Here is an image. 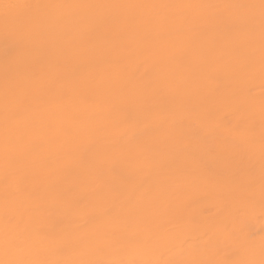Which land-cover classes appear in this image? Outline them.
<instances>
[{
  "label": "rangeland",
  "instance_id": "obj_1",
  "mask_svg": "<svg viewBox=\"0 0 264 264\" xmlns=\"http://www.w3.org/2000/svg\"><path fill=\"white\" fill-rule=\"evenodd\" d=\"M3 2L77 6L13 10L12 25L16 27L13 26L16 29V37L9 39L7 43L3 27V9L0 8V51H2L0 52V114H2L0 115L2 137L0 225L3 223L5 208V183L2 178L5 174L2 161L5 149L4 83L6 74L12 73L10 76L17 78L20 83V100L24 116L21 121L9 123L12 133H9L10 143L20 152L24 151L23 145L26 139L31 138L34 144L33 150L22 155L16 164L17 174L21 177L24 186V193L19 199L25 206L38 205L36 219L42 223H59L64 237L60 242L62 252L50 250L40 256L31 255L24 258L121 260L136 261L137 264H146L149 261H160L163 264L169 260L222 259L225 258L224 252L231 253L233 247L231 231L225 230L228 228L250 233L253 236L254 258L258 260L259 240L264 234V215L260 210L258 185L261 175V152H258L262 101H264V79L260 71V11L258 7L223 6L259 5L260 0H3ZM166 5L221 7H161ZM249 16L254 17L252 26L246 21ZM16 40H23L24 55L15 62L1 61L6 60V50ZM250 60L253 62L252 67ZM250 85L251 93L248 90ZM178 96L194 98V102H180ZM109 106L117 107L121 114L128 110L135 111L139 121L138 126L128 124L113 127L116 121L111 118L112 123L109 127L101 128V119ZM248 120L254 121L255 125L251 140H245L235 132L238 125ZM68 125L82 126L89 133L82 134V138L80 135L76 146L75 142L61 149L57 138ZM121 131H126L129 137V143L123 148L128 157H135L140 151V146L146 145L145 155L149 158L155 156L156 165L153 162L148 166H134L129 161H124L119 177L110 174L107 168L103 174H97L76 158L81 154L86 160L94 158L108 147L109 137ZM90 138L95 139L94 143L90 142ZM217 138L219 141L216 140ZM176 149L180 150V157H183L184 173L176 171L175 165L159 160L163 153L167 156L168 153L177 151ZM203 156L206 157L202 158ZM234 158H237V163ZM68 159L73 160L71 164L73 168L68 167L73 172L61 166L62 162ZM232 160L233 162H229ZM240 160L245 165H242ZM194 161L197 163L194 164ZM218 161L220 167L226 170L223 171L224 173L217 165ZM162 168L168 170L162 172ZM195 170H197L196 174H194ZM162 174L165 176L163 177ZM250 174L254 176L257 188L255 205L252 207L241 195L242 187ZM220 178L227 181V184ZM164 180L169 181L166 184ZM66 183L69 185L66 186ZM53 186L55 189L59 188L55 190ZM127 189L137 190L140 200L138 214L132 216L125 214L120 217H103L99 214V206L102 203L114 202L123 192L128 191ZM65 191H67L66 195ZM68 192L71 194H67ZM149 193L153 195L149 196ZM182 201L185 204H182ZM188 202L192 205L190 206ZM70 208L71 210H68ZM175 212L177 215L174 214ZM260 216L261 218H258ZM49 217L51 222L48 220ZM219 249H223L224 252L218 251ZM235 256L232 255L231 258H238Z\"/></svg>",
  "mask_w": 264,
  "mask_h": 264
},
{
  "label": "snow or ice",
  "instance_id": "obj_2",
  "mask_svg": "<svg viewBox=\"0 0 264 264\" xmlns=\"http://www.w3.org/2000/svg\"><path fill=\"white\" fill-rule=\"evenodd\" d=\"M47 7H77V6H56V5H39V4H16L8 3L0 0V8L3 9V20L5 28L6 43L9 39H15L16 31L12 25L13 17L11 15L16 9H40ZM129 7H146V6H129ZM154 7V6H153ZM161 7H221V6H193V5H166ZM223 7L238 8H259L260 11V71L262 79H264V0H260L259 5H226ZM29 19H32L29 17ZM249 26L254 24V17H247ZM24 55L23 40L16 42L6 50V63L15 62ZM253 62L250 60V67ZM249 93L252 91L249 86ZM180 102L193 103L194 98L186 96H178ZM24 116L22 102L20 100V83L17 78L6 74L5 80V149H4V183H5V208L3 223L0 225V264H137L136 261L121 260H95V259H79L66 260L56 259L49 260L43 258H24L26 256H40L47 251L62 252L60 242L63 240V229L55 222L42 223L36 219L38 205L25 206L23 201L19 199L24 193V186L21 177L17 174L16 164L22 155L30 153L34 144L31 138L24 141V151H17L10 143L9 123L12 121H21ZM114 118L116 124L112 125H128L138 126L139 121L135 111L128 110L121 114L120 110L115 106H109L104 117L101 119L100 127L107 129ZM254 121L248 120L235 129L237 136L251 140ZM86 128L70 126L64 128L58 139L61 148L75 143L82 134H87ZM147 132V129H145ZM135 138V137H134ZM158 139V138H157ZM172 139V138H169ZM109 145L105 151L97 154L94 158L86 160L83 154L76 157L81 163L86 164L93 172L103 174L105 169L112 175H118L121 165L124 161H129L136 166H148L156 160L145 155L147 151L146 145L140 146V151L135 157H128L123 148L129 143V137L126 131L113 133L109 137ZM90 142H94L90 138ZM260 152H261V175L259 179V204L261 214L264 215V101H262V119L260 134ZM160 161H166L169 165H175L176 171L183 172V161L180 157L179 150L170 152L167 156L163 154L159 157ZM73 160L68 159L62 162V167L71 166ZM241 195L247 200L250 207L255 205L256 197V180L251 174L243 187ZM140 211L138 204V194L136 189L125 191L114 202L109 204H101L99 206V214L103 217H120L122 215H136ZM233 242L232 252H224L223 249L218 251L224 252L225 258L222 259H187V260H169L163 264H264V234L259 240V256L255 259V240L250 233L243 231L230 230ZM236 255L238 258H231ZM146 264H162L160 261H149Z\"/></svg>",
  "mask_w": 264,
  "mask_h": 264
},
{
  "label": "bare ground",
  "instance_id": "obj_3",
  "mask_svg": "<svg viewBox=\"0 0 264 264\" xmlns=\"http://www.w3.org/2000/svg\"><path fill=\"white\" fill-rule=\"evenodd\" d=\"M28 2H29V1H28ZM249 17H250V16H249ZM22 19H23V17H22ZM70 19H71V18H70ZM18 21H19V20H18ZM58 21H59V20H58ZM64 21H65V20H64ZM66 21H67V20H66ZM15 22H16V21H15ZM15 22H14V23H15ZM33 22H34V21H33ZM3 23H4V22H3ZM3 23H2V24H3ZM57 23H58V22H57ZM31 24H32V23H31ZM31 24H29V25H31ZM53 24H54V23H53ZM37 25H38V24H37ZM55 25L57 26L58 24H55ZM13 26H14V25H13ZM34 26H35V25H34ZM34 26H32V27H34ZM3 27H4V26H3ZM3 27H2V28H3ZM14 27H15V26H14ZM15 28H16V27H15ZM53 28H54V27H53ZM28 29H29V28H28ZM66 29H67V27H66ZM93 29H94V28H93ZM15 30H16V29H15ZM30 30H31V29H30ZM0 31H1V30H0ZM23 31H24V30H23ZM26 31H27V30H26ZM54 31H55V30H54ZM56 31H57V30H56ZM59 31H60V30H59ZM27 32H28V31H27ZM27 32H26V33H27ZM64 32H65V30H64ZM72 32H73V31H72ZM28 34H29V33H28ZM56 34H57V32H56ZM67 34H68V33H67ZM71 34H72V33H71ZM51 35H52V34H51ZM63 35H66V34H63ZM69 35H70V34H69ZM74 35H75V34H74ZM34 36H35V35H34ZM70 36H71V35H70ZM27 37H28V36H27ZM44 37H45V36H44ZM73 37H74V36H73ZM18 38H19V37H18ZM36 38H37V36H36ZM42 38H43V37H42ZM29 39H30V38H29ZM47 39H48V38H47ZM56 39H57V38H56ZM56 39H55V40H56ZM3 40H4V39H3ZM3 40H2V41H3ZM5 40H6V39H5ZM53 40H54V39H53ZM13 41H14V40H13ZM69 41H70V40H69ZM73 41H74V39H73ZM49 42H50V41H49ZM66 42H67V41H66ZM63 43H64V41H63ZM47 44H48V43H47ZM53 44H54V43H53ZM57 44H58V43H57ZM64 44H65V43H64ZM8 45H9V44H8ZM48 45H49V44H48ZM51 46H52V44H51ZM67 46H68V44H67ZM10 47H11V46H10ZM2 48H3V47H2ZM34 48H35V47H34ZM47 48H48V47H47ZM40 49H41V48H40ZM48 49H49V48H48ZM51 49H52V48H51ZM59 49H60V48H59ZM46 50H47V49H46ZM4 51H5V50H4ZM32 51H33V50H32ZM34 51H35V50H34ZM53 51H55V50H53ZM0 52H2V51H0ZM26 52H27V51H26ZM30 52H31V51H30ZM30 52H29V53H30ZM36 52H37V51H36ZM51 52H52V50H51ZM33 53H34V52H33ZM35 54H36V53H35ZM1 55H2V54H1ZM30 55H32V54H30ZM46 56H47V55H46ZM41 58H42V57H41ZM43 58H44V56H43ZM36 59H37V58H36ZM45 59H46V58H45ZM27 60H28V59H27ZM37 60H39V58H38ZM37 60H36V61H37ZM49 60H50V59H49ZM1 61H6V60H1ZM17 61H18V60H17ZM45 61H46V60H45ZM30 62H31V61H30ZM41 62H42V61H41ZM46 63H47V62H46ZM49 63H50V62H49ZM2 64H3V63H2ZM21 64H22V63H21ZM26 64H27V63H26ZM31 64H32V63H31ZM37 64H38V63H37ZM37 64H36V65H37ZM3 65H4V64H3ZM32 65H33V64H32ZM43 65H44V64H43ZM45 65H46V64H45ZM28 66H29V65H28ZM30 66H31V65H30ZM30 66H29V67H30ZM37 66H38V65H37ZM1 67H2V66H1ZM4 67L6 68V66H4ZM10 67H11V66H10ZM21 67H22V66H21ZM29 67H28V68H29ZM39 67H41V66L39 65ZM44 67H45V66H44ZM13 68H14V67H13ZM33 68H34V67H33ZM33 68H32V70H33ZM9 69H11V68H9ZM18 69L20 70V68H18ZM29 70H31V68H30ZM34 70H35V69H34ZM7 71H8V70H7ZM14 71H15V70H14ZM1 73H2V72H1ZM7 73H8V72H7ZM18 73H19V72H18ZM8 74H9V73H8ZM24 74H25V73H24ZM9 75H12V73L9 74ZM13 75H14V74H13ZM4 76H5V75H4ZM19 77H20V76H19ZM1 78H2V76H1ZM4 78H5V77H4ZM0 81H1V80H0ZM4 84H5V83H4ZM49 88H51V87H49ZM56 88H57V87H56ZM66 88H68V87H66ZM26 89H27V88H26ZM47 89H48V88H47ZM47 89H46V90H47ZM46 90H45V91H46ZM53 90H55V89H53ZM22 91H23V90H22ZM22 91H21V92H22ZM51 91H52V90H51ZM57 91H58V90H57ZM29 94H30V93H29ZM80 97H81V96H80ZM83 97H84V96H83ZM44 98H45V97H44ZM73 100H74V99H73ZM40 102H42V100H41ZM52 103H53V102H52ZM27 105H28V104H27ZM28 106H29V105H28ZM44 106H45V105H44ZM26 107H27V106H26ZM30 107H31V106H30ZM2 112H3V111H2ZM0 115H2V114H0ZM196 116H197V115H196ZM230 116H231V115H230ZM232 116H233V115H232ZM3 117H5V116H3ZM226 117H227V116H226ZM0 118H1V116H0ZM228 118H230V117H228ZM236 118H237V117H236ZM236 118H235V121H237ZM237 119H238V118H237ZM3 120H5V119H3ZM188 120H189V119H188ZM230 120H232V119H230ZM1 122H2V121H1ZM191 122H192V121H191ZM222 122H223V121H222ZM224 123H225V122H224ZM224 123H223V124H224ZM230 123H231V122H230ZM12 124H13V123H12ZM14 124H15V123H14ZM16 124H17V123H16ZM160 124H161V123H160ZM228 124H229V123H228ZM156 125H157V124H156ZM158 125H159V124H158ZM163 125H165V124H163ZM224 125H225V124H224ZM224 125H222V126H224ZM232 125H233V124H232ZM232 125H230V126L232 127ZM11 126H12V125H11ZM20 126H21V125H20ZM79 126H80V125H79ZM86 126H87V125H86ZM16 127H17V126H16ZM58 127H59V126H58ZM67 127H69V125H68ZM80 127H82V126H80ZM149 127H150V126H149ZM174 127H176V126H174ZM206 127H207V126H206ZM220 127H221V124H220ZM224 127H225V126H224ZM1 128H2V127H1ZM19 128H21V127H19ZM64 128H65V127H64ZM64 128H63V129H64ZM82 128H84V127H82ZM87 128H88V127H87ZM90 128H91V127H90ZM146 128H148V127H146ZM201 128H202V127H201ZM15 129H16V128H15ZM15 129H14V130H15ZM28 129H29V128H28ZM54 129H56V128H54ZM215 129H216V128H215ZM222 129H223V127H222ZM12 130H13V129H12ZM19 130H20V129H19ZM21 130H22V129H21ZM56 130H58V129H56ZM177 130H178V129H177ZM181 130H182V129H180V131H181ZM202 130H203V129H202ZM219 130H220V129H219ZM22 131H23V130H22ZM31 131H32V130H31ZM33 131H34V130H33ZM230 131H231V130H230ZM20 132H21V131H20ZM127 132H128V130H127ZM176 132H177V131H176ZM205 132H206V131H205ZM219 132H220V131H219ZM18 133H19V132H18ZM22 133H23V132H22ZM34 133H35V132H34ZM34 133H33V134H34ZM39 133H40V132H39ZM87 133H89V132H87ZM134 133H135V132H134ZM137 133H138V131H137ZM198 133H199V132H198ZM222 133H223V130H222ZM225 133H226V132H225ZM10 134H12V133L10 132ZM14 134H15V133H14ZM14 134H13V135H14ZM25 134H27V133H25ZM178 134H179V133H178ZM178 134H177V135H178ZM196 134H197V133H196ZM217 134H218V133H217ZM219 134H221V132H220ZM227 134H228V133H227ZM229 134H230V133H229ZM4 135H5V134H4ZM4 135H3V136H4ZM17 135H18V134H17ZM19 135H20V134H19ZM21 135H22V134H21ZM21 135H20V136H21ZM47 135L49 136V134H47ZM89 135H90V134H89ZM132 135H133V134H132ZM158 135H159V134H158ZM221 135H222V134H221ZM224 135H225V134H224ZM23 136H24V135H23ZM54 136H56V135H54ZM58 136H59V135H58ZM82 136H83V135H81V138H82ZM94 136H95V135H94ZM133 136H134V135H133ZM179 136H181V134H180ZM0 137H1V136H0ZM4 137H5V136H4ZM45 137H46V136H45ZM52 137H53V136H52ZM52 137H51V138H52ZM84 137H85V135H84ZM88 137H89V136H88ZM216 137H217V136H216ZM219 137H220V136H219ZM229 137H230V136H229ZM231 137H232V136H231ZM16 138H17V136H16ZM26 138H27V137H26ZM35 138H36V137H35ZM53 138H54V137H53ZM55 138H56V137H55ZM94 138H95V137H94ZM227 138H228V137H227ZM24 139H25V138H24ZM100 139H101V138H100ZM213 139H214V138H213ZM228 139H231V138H228ZM234 139H235V138H234ZM0 140H2V137H1ZM44 140H45V139H44ZM47 140H48V139H47ZM56 140H57V139H56ZM94 140H95V139H94ZM94 140H93V141H94ZM173 140H175V139H173ZM193 140H194V137H193ZM216 140H218V138H217ZM223 140H224V139H223ZM225 140H226V139H225ZM231 140H232V139H231ZM231 140H229V141H231ZM41 141H42V140H41ZM41 141H40V142H41ZM51 141H52V140H51ZM78 141H79V140H78ZM178 141H179V140H178ZM180 141H182V140H180ZM218 141H219V140H218ZM218 141H217V142H218ZM232 141H233V140H232ZM234 141H236V139H235ZM22 142H23V141H22ZM40 142H39V143H40ZM43 142H44V141H43ZM48 142H49V141H48ZM52 142H53V141H52ZM57 142H58V140H57ZM83 142H84V141H83ZM86 142H87V141H86ZM172 142H173V141H172ZM174 142H175V141H174ZM1 143H2V142H1ZM54 143H55V142H54ZM79 143H80V142H79ZM93 143H94V142H93ZM178 143H179V142H178ZM181 143H183V142H181ZM194 143H195V141H194ZM218 143H219V142H218ZM234 143H235V142H234ZM236 143H237V142H236ZM241 143H242V142H241ZM41 144H42V143H41ZM76 144H77V142L75 143V146H76ZM90 144H92V143H90ZM183 144H184V143H183ZM187 144H188V143H187ZM238 144H239V143H238ZM257 144H258V143H257ZM0 145H1V144H0ZM36 145H37V144H36ZM48 145H49V144H48ZM78 145H79V144H78ZM85 145H86V144H85ZM87 145H88V144H87ZM184 145H185V144H184ZM253 145H254V144H253ZM255 145H256V144H255ZM12 146H13V145H12ZM20 146H21V145H20ZM49 146H52V145L50 144ZM54 146H55V145H54ZM91 146H92V145H91ZM175 146H176V145H175ZM175 146H174V147H175ZM193 146H194V145H193ZM223 146H224V145H223ZM238 146H239V145H238ZM241 146H242V145H241ZM243 146H244V145H243ZM71 147H72V146H71ZM78 147H79V146H78ZM78 147H77V148H78ZM80 147H81V146H80ZM251 147H253V146L251 145ZM4 148H5V147H4ZM37 148H38V147H37ZM37 148H36V149H37ZM41 148H42V147H41ZM68 148H69V147H67V149H68ZM73 148H74V147H73ZM75 148H76V147H75ZM176 148H177V147H176ZM221 148H222V147H221ZM57 149H58V148H57ZM61 149H62V148H61ZM84 149H85V148H84ZM86 149H87V148H86ZM212 149H214V148H212ZM225 149H226V147H225ZM238 149H239V148H238ZM241 149H242V148H241ZM124 150H125V149H124ZM132 150H133V149H132ZM166 150H167V149H166ZM170 150H171V148H170ZM176 150H178V149H176ZM182 150H183V149H182ZM218 150H220V148H219ZM242 150H243V149H242ZM34 151H35V150H34ZM58 151H59V150H58ZM60 151H61V150H60ZM67 151H68V150H67ZM69 151H70V150H69ZM171 151H172V150H171ZM174 151H175V150H174ZM237 151H238V150H237ZM248 151H249V150H248ZM248 151H247V153H248ZM250 151H251V149H250ZM252 151H253V150H252ZM47 152H48V151H47ZM168 152H169V150H168ZM179 152H180V150H179ZM182 152H183V151H182ZM218 152H220V151H218ZM225 152H226V151H225ZM227 152H228V151H227ZM235 152H236V151H235ZM235 152H233V153H235ZM240 152H241V151H240ZM34 153H35V152H34ZM40 153H41V152H40ZM58 153H59V152H58ZM63 153H64V152H63ZM82 153H83V152H82ZM148 153H149V152H148ZM162 153H163V152H162ZM242 153H243V152H242ZM250 153H251V152H250ZM258 153H260V151H259ZM37 154H39V153H37ZM37 154H36V155H37ZM50 154H51V153H50ZM152 154H153V153H151V156H152ZM163 154H164V153H163ZM213 154H214V153L212 152V155H213ZM222 154H224V153H222ZM229 154H230V153H229ZM235 154H237V153H235ZM238 154H240V153H238ZM256 154H257V153H256ZM36 155H35V156H36ZM46 155H47V154H46ZM65 155H66V154H65ZM75 155H76V154H75ZM186 155H187V154H186ZM190 155H191V154H190ZM207 155H208V154H207ZM207 155H206V156H207ZM230 155H231V154H230ZM232 155H234V154H232ZM251 155H252V154H251ZM38 156H39V155H38ZM54 156H55V155H54ZM181 156H182V154H181ZM183 156H184V155H183ZM187 156H188V155H187ZM206 156H203L202 158H204V157H206ZM213 156H214V155H213ZM213 156H212V157H213ZM221 156H222V155H221ZM228 156H229V155H228ZM244 156H245V155H244ZM248 156H249V155H248ZM254 156H255V155H254ZM39 157H40V156H39ZM57 157H58V156H57ZM3 158H4V157H3ZM3 158H2V159H3ZM36 158H37V157H36ZM48 158H49V157H48ZM50 158H52V156H51ZM63 158H64V157H63ZM182 158H183V157H182ZM182 158H181V159H182ZM185 158H189V157H186V156H185ZM194 158H196V157H193V159H194ZM230 158H231V156H230ZM243 158H244V157H243ZM2 159H1V160H2ZM27 159H28V157H27ZM73 159H74V158H73ZM189 159H190V158H189ZM189 159H188V160H189ZM231 159H233V158H231ZM231 159H230V160H231ZM234 159H235V158H234ZM236 159H237V158H236ZM236 159H235V160H236ZM45 160H46V159H45ZM183 160H184V159H183ZM186 160H187V159H186ZM186 160H184V161H186ZM2 161H3V160H2ZM26 161H27V160H26ZM39 161H40V160H39ZM198 161H199V160H198ZM211 161H212V160H211ZM225 161H226V159H225ZM240 161H241V160H240ZM240 161H239V162H240ZM32 162H35V161H32ZM37 162H38V161H37ZM41 162H42V161H41ZM157 162H158V161H157ZM189 162H190V161H189ZM194 162H195V161H194ZM200 162H201V161H200ZM208 162H210V161H208ZM214 162H215V161H214ZM223 162H224V161H223ZM223 162H222V164H223ZM226 162H227V161H226ZM229 162H233V160H232V161H229ZM234 162H235V161H234ZM49 163H50V162H49ZM55 163H56V162H55ZM160 163H161V162H160ZM163 163H164V162H163ZM166 163H167V162H166ZM187 163H188V162H187ZM196 163H197V162H195L194 164H196ZM235 163H237V160H236ZM252 163L254 164V162H252ZM32 164H33V163H32ZM35 164H36V163H35ZM42 164H43V163H42ZM154 164H155V162H154ZM158 164H159V162H158ZM188 164H189V163H188ZM191 164H193V163H191ZM194 164H193V165H194ZM210 164H211V163H210ZM213 164H214V163H212V165H213ZM228 164L231 165V163H228ZM241 164H242V161H241ZM255 164H256V163H255ZM257 164H258V163H257ZM257 164H256V165H257ZM27 165H28V164H27ZM58 165H59V164H58ZM131 165H132V164H131ZM155 165H156V164H155ZM161 165H162V163H161ZM215 165H216V164H215ZM217 165H219V161H218V164H217ZM224 165H225V164H224ZM224 165H223V166H224ZM232 165H233V164H232ZM236 165H237V164H236ZM236 165H235V166H236ZM242 165H245V164H242ZM1 166H2V165H1ZM1 166H0V167H1ZM21 166H22V165H21ZM25 166H26V165H25ZM38 166H40V165H38ZM47 166H48V165H47ZM134 166H136V165H134ZM164 166H165V165H164ZM183 166H184V165H183ZM189 166H190V165H189ZM194 166H195V165H194ZM227 166H228V165H227ZM233 166H234V165H233ZM247 166H248V165H247ZM253 166H254V165H253ZM19 167H20V166H19ZM33 167H35V166H33ZM36 167H37V166H36ZM53 167H54V166H53ZM71 167H72V165H71ZM150 167H151V166H150ZM161 167H162V166H161ZM169 167H170V166H169ZM172 167H174V166H172ZM192 167H193V166H192ZM217 167H218V166H217ZM219 167H220V165H219ZM219 167H218V169H219ZM224 167H225V166H224ZM251 167H252V166H251ZM3 168H4V167H3ZM39 168H41V167H39ZM42 168H43V167H42ZM42 168H41V169H42ZM48 168H50V167H48ZM56 168H58V167H56ZM56 168H55V169H56ZM72 168H73V167H72ZM131 168H132V167H131ZM137 168H138V167H137ZM142 168H143V167H142ZM155 168H156V167H155ZM157 168H158V166H157ZM159 168H160V167H159ZM175 168H176V167H175ZM186 168H187V167H186ZM196 168H198V167L196 166ZM207 168H209V167H207ZM212 168H213V167H212ZM212 168H211V169H212ZM220 168H221V167H220ZM226 168H227V167H226ZM236 168H237V167H236ZM248 168H249V167H248ZM253 168H254V167H253ZM26 169H27V168H26ZM44 169H45V168H44ZM44 169H42V170H44ZM61 169H63V168H61ZM67 169L69 170L68 167H67ZM150 169H152V167H151ZM172 169H173V168H172ZM189 169H190V168H189ZM191 169H192V168H191ZM194 169H195V168H194ZM194 169H193V170H194ZM204 169H205V168H204ZM211 169H209V170H211ZM221 169H223V168H221ZM221 169H220V170H221ZM229 169H230V168H229ZM240 169H241V167H240ZM63 170H64V169H63ZM70 170H71V169H70ZM70 170H69V171H70ZM163 170H164V168H162V172H163ZM165 170H168V168L165 169ZM165 170H164V171H165ZM170 170H171V169H170ZM193 170H191V171H193ZM205 170H206V169H205ZM207 170H208V169H207ZM212 170H213V169H212ZM216 170H217V169H216ZM224 170H225V169L221 170V172H223ZM230 170H231V169H230ZM238 170H239V169H238ZM250 170H251V169H249V171H250ZM28 171H29V170H28ZM36 171H37V170H36ZM38 171L40 172V170H38ZM71 171L73 172V170H71ZM105 171H106V169H105ZM105 171H104V172H105ZM151 171H152V170H151ZM189 171H190V170H189ZM189 171H188V172H189ZM191 171H190V172H191ZM196 171H197V170H195V173H194V174H196ZM217 171H218V170H217ZM225 171H226V170H225ZM236 171H237V170H236ZM249 171H248V172H249ZM20 172H21V171H20ZM22 172H23V171H22ZM39 172H38V173H39ZM45 172H46V171H45ZM74 172H75V171H74ZM160 172H161V171H160ZM167 172H168V171H167ZM167 172H166V173H167ZM169 172H170V171H169ZM173 172H175V171H173ZM201 172H202V171H201ZM207 172H208V171H207ZM213 172H214V171H213ZM213 172H212V173H213ZM221 172H220V173H221ZM230 172H231V171H230ZM234 172H235V171H234ZM241 172H242V170H241ZM243 172H244V171H243ZM245 172H246V171H245ZM25 173H26V172H25ZM46 173H47V172H46ZM58 173H59V172H58ZM64 173H66V171H65ZM92 173H93V172H92ZM156 173H157V172H156ZM171 173H172V172H171ZM182 173H184V172H182ZM223 173H224V172H223ZM3 174H4V173H3ZM67 174H68V173H67ZM69 174H71V173H69ZM90 174H91V173H90ZM108 174H109V173H108ZM153 174H154V173H153ZM168 174H169V173H168ZM168 174H167V175H168ZM176 174H177V173H176ZM209 174H210V173H209ZM246 174L248 175V173H246ZM246 174H245V175H246ZM0 175H2V174H0ZM30 175H31V174H30ZM32 175H33V174H32ZM38 175H40V174H38ZM151 175H152V173H151ZM151 175H150V176H151ZM157 175L159 176V174H157ZM218 175H220V174H218ZM228 175H230V174H228ZM41 176H42V175H41ZM44 176H45V175H44ZM51 176H52V175H51ZM54 176H55V175H54ZM116 176H119V175H116ZM146 176H147V175H146ZM146 176H145V177H146ZM162 176L164 177L165 174H162ZM162 176H161V177H162ZM170 176H171V175H170ZM230 176H231V175H230ZM239 176H240V175H239ZM60 177H62V176L60 175ZM119 177H120V176H119ZM142 177H143V176H142ZM153 177H155V176H153ZM156 177H157V176H156ZM156 177H155V178H156ZM173 177H174V176H173ZM173 177H171V178H173ZM214 177H215V175L213 176V178H214ZM217 177H218V176H217ZM219 177H220V176H219ZM241 177H242V175H241ZM2 178H4V177H2ZM49 178H50V177H49ZM49 178H48V179H49ZM55 178H56V177H55ZM58 178H59V177H58ZM64 178H65V177H64ZM68 178H70V177L68 176ZM125 178H126V177H125ZM130 178H132V176H131ZM158 178H159V177H158ZM179 178H180V177H179ZM183 178H184V177H183ZM221 178H222V177H221ZM221 178H220V179H221ZM236 178H237V177H236ZM244 178H245V177H244ZM39 179H41V178H39ZM42 179H43V178H42ZM52 179H54V178H52ZM56 179H57V178H56ZM60 179H61V178H60ZM66 179H67V178H66ZM80 179H82V178H80ZM109 179H110V178H109ZM117 179H118V177H117ZM119 179H120V178H119ZM128 179H129V178H128ZM135 179H136V178H135ZM175 179H176V178H175ZM229 179H230V178H229ZM64 180H65V179H64ZM67 180H68V179H67ZM69 180H70V179H69ZM85 180H86V179H85ZM97 180H98V179L96 178V181H97ZM105 180H106V179H105ZM129 180H130V179H129ZM141 180H142V179H141ZM144 180H145V179H144ZM156 180H157V179H156ZM169 180H170V179H169ZM169 180H168V181H169ZM214 180H215V179H214ZM221 180H222V179H221ZM81 181H82V180H81ZM91 181H92V179H91ZM94 181H95V180H94ZM100 181H101V180H100ZM123 181H124V179H123ZM125 181H126V179H125ZM130 181H131V180H130ZM148 181H149V180H148ZM164 181H165V180H164ZM164 181L162 182V184L164 183ZM168 181H167V182H168ZM222 181H224L225 183L227 182V181H225V180H222ZM222 181H221V182H222ZM35 182H37V181H35ZM44 182H45V181H44ZM53 182H55V181H53ZM59 182H60V181H59ZM73 182H74V181H73ZM114 182H115V181H114ZM118 182H119V180H118ZM146 182H147V181H146ZM165 182H166V181H165ZM167 182H166V184H167ZM177 182H178V181H177ZM189 182H190V181H189ZM213 182H214V181H213ZM215 182H216V181H215ZM229 182H230V181H229ZM231 182H232V181H231ZM57 183H58V182H57ZM63 183H64V182H63ZM67 183H68V182H67ZM67 183H66V184H67ZM74 183H75V182H74ZM74 183H73V184H74ZM81 183H82V182H81ZM83 183H84V182H83ZM86 183H87V181H86ZM86 183H85V184H86ZM109 183H111V181H110ZM154 183H155V182H154ZM170 183H172V182H170ZM173 183L175 184L176 182L174 181ZM225 183H223V185H224ZM0 184H1V183H0ZM30 184H31V183H30ZM30 184H29V185H30ZM58 184H59V183H58ZM79 184H80V183H79ZM100 184H101V183H100ZM100 184H98V185H100ZM122 184H123V182H122ZM125 184H126V183H125ZM139 184H140V183H139ZM151 184H152V183H151ZM155 184H156V183H155ZM162 184H160V186H161ZM174 184L171 185V186L173 187ZM226 184H227V183H226ZM226 184H225V185H226ZM231 184H232V183H231ZM242 184H243V183H242ZM2 185H3V184H2ZM35 185H36V184H35ZM52 185H53V184H52ZM63 185H64V184H62V186H63ZM68 185H69V184H67L66 186H68ZM75 185H76V184H75ZM75 185H73V186L75 187ZM82 185H83V184H82ZM119 185H120V184H119ZM137 185H138V184H137ZM157 185H158V184H157ZM258 185H259V184H258ZM37 186H38V185H37ZM49 186H50V185H49ZM55 186H56V185H55ZM55 186H53L54 189H55ZM57 186H58V185H57ZM107 186H108V183H107ZM125 186H126V185H125ZM146 186H147V185H146ZM154 186H155V185H154ZM165 186H166V185H165ZM238 186H239V185H238ZM50 187H52V186H50ZM64 187H65V186H64ZM70 187H71V186H70ZM78 187H79V186H78ZM82 187H83V186H82ZM95 187H96V186H95ZM115 187H116V185H115ZM115 187H114V188H115ZM123 187H124V186H123ZM137 187H138V186H137ZM151 187H152V186H151ZM157 187H159V186H157ZM162 187H163V185H162ZM169 187H170V186H169ZM193 187H194V186H193ZM228 187H229V186H228ZM243 187H244V186H243ZM243 187H242V188H243ZM36 188H37V187H36ZM57 188H59V187H57ZM57 188H56V189H57ZM72 188H73V187H72ZM101 188H104V187H101ZM101 188H100V189H101ZM107 188H108V187H107ZM132 188H133V187H132ZM138 188H139V187H138ZM159 188H160V187H159ZM163 188H165V187H163ZM163 188H162V189H163ZM166 188H167V186H166ZM206 188H207V187H206ZM209 188H211L210 185H209ZM225 188H227V186H225ZM28 189H29V188H28ZM32 189H33V188H32ZM52 189H53V188H51V190H52ZM56 189H55V190H56ZM79 189H80V188H79ZM84 189H85V187H84ZM87 189H88V188H87ZM104 189H105V188H104ZM123 189H124V188H123ZM189 189H190V188H188V190H189ZM256 189H257V188H256ZM68 190H69V189H68ZM70 190H72V189L70 188ZM108 190H109V189H108ZM114 190H115V189H114ZM124 190H125V189H124ZM127 190H129V189H127ZM150 190H151V188H150ZM156 190H158V189L156 188ZM191 190H192V189H191ZM34 191H35V190H34ZM46 191H48V190H46ZM59 191H61V190H59ZM98 191L100 192L99 189H98ZM112 191H113V190H112ZM161 191H162V190H161ZM166 191H168V190H166ZM215 191H216V190H215ZM223 191H224V189H223ZM257 191H258V190H257ZM28 192H29V191H28ZM63 192H64V191H63ZM66 192H67V191H65V195H66ZM70 192H71V191H70ZM84 192H85V191H84ZM84 192H82V193H84ZM113 192H114V191H113ZM113 192H112V193H113ZM116 192H118V191H116ZM116 192H115V193H116ZM151 192H152V191H151ZM151 192H150V193H151ZM181 192H183V191H181ZM181 192H180V193H181ZM187 192H190V191H187ZM193 192H194V191H193ZM195 192H196V191H195ZM202 192H203V191H202ZM202 192H201V194H202ZM232 192H233V191H232ZM236 192H237V191H236ZM58 193L60 194V192H58ZM61 193H62V192H61ZM71 193L73 194V192H71ZM71 193L68 192L67 194H71ZM150 193H149V196H152L153 194L151 195ZM155 193H156V192H155ZM155 193H154V194H155ZM159 193H160V192H159ZM161 193H162V192H161ZM164 193H165V191H164ZM166 193H167V192H166ZM233 193H235V192H233ZM239 193H240V192H239ZM53 194H54V193H53ZM84 194H85V193H84ZM89 194H90V193H89ZM102 194H103V193H102ZM102 194H101V195H102ZM109 194H111V193L109 192ZM162 194H163V193H162ZM167 194H170V193H167ZM171 194H174V193H171ZM190 194L192 195V193H190ZM193 194H194V193H193ZM196 194H197V193H196ZM226 194H227V193H226ZM51 195H52V194H51ZM62 195H63V194H62ZM75 195H76V194H75ZM75 195H74V196H75ZM92 195H94V194H92ZM95 195H96V194H95ZM95 195H94V196H95ZM101 195H100V196H101ZM105 195H106V194H105ZM163 195H164V194H163ZM175 195H176V194H175ZM182 195H184V194H182ZM185 195H186V194H185ZM191 195H190V196H191ZM213 195H214V194H213ZM215 195H216V194H215ZM221 195H222V194H221ZM76 196H77V195H76ZM76 196H75V197H76ZM80 196H81V195H80ZM103 196H104V195H103ZM106 196H107V195H106ZM111 196H112V195H111ZM115 196H117V195H114V197H115ZM156 196H157V195H156ZM167 196H168V195H167ZM173 196H174V195H173ZM180 196H181V195H180ZM187 196L189 197L188 194H187ZM200 196H201V195H200ZM205 196H206V195H205ZM217 196H218V195H217ZM222 196H223V195H222ZM65 197H66V196H65ZM87 197H90V198H91L90 195H89V196L87 195ZM175 197H176V196H175ZM193 197H194V196H193ZM209 197H210V196H209ZM214 197H215V196H214ZM241 197H242V196H241ZM70 198H73V197H70ZM90 198H89V199H90ZM95 198H96V197H95ZM102 198H103V197H102ZM104 198H105V197H104ZM138 198H139V197H138ZM148 198H149V197H148ZM153 198H154V197H153ZM161 198H162V197H160V200H161ZM170 198H171V196H170ZM172 198H173V197H172ZM180 198H181V197H180ZM190 198H192V197H190ZM197 198H198V197H197ZM197 198H196V200L200 199V198H198V199H197ZM201 198H202V197H201ZM203 198H204V197H203ZM206 198H207V196H206ZM211 198H212V197H211ZM211 198H210V200H211ZM218 198H219V196H218ZM60 199H61V198H60ZM96 199H97V198H96ZM99 199H101V197H99ZM99 199H98V200H99ZM105 199H106V198H105ZM107 199H108V198H107ZM107 199H106V200H107ZM111 199H112V197H111ZM113 199H114V198H113ZM113 199H112V200H113ZM116 199H117V198H116ZM141 199H142V198H141ZM149 199H150V198H149ZM164 199H165V198H164ZM164 199H163V200H164ZM168 199H169V198H168ZM176 199H177V198H175V200H176ZM192 199H194V198H192ZM204 199H205V198H204ZM216 199H217V198H216ZM219 199H220V198H219ZM219 199H217V200L219 201ZM71 200H72V199H71ZM84 200H86V197H85ZM155 200H156V199H155ZM163 200H162V202H163ZM175 200H174V201H175ZM180 200H181V199H180ZM184 200H185V198H184ZM196 200H195V201H196ZM206 200H207V199H206ZM210 200H209V201H210ZM220 200H221V199H220ZM37 201H38V200H37ZM49 201H50V200H49ZM52 201H53V200H52ZM61 201H62V200H61ZM79 201H80V200H79ZM102 201H103V200H102ZM109 201H111V200L109 199ZM113 201H114V200H113ZM138 201H140V200H138ZM143 201H144V199H143ZM146 201H147V200H146ZM152 201H153V200H152ZM164 201H165V200H164ZM167 201H168V200H167ZM178 201H179V200H178ZM209 201H208V202H209ZM211 201L214 202L213 200H211ZM67 202H68V201H67ZM77 202H78V200H77ZM80 202H81V201H80ZM80 202H79V203H80ZM92 202H93V200H92ZM180 202H181V201H180ZM190 202H192V201H190ZM193 202H194V201H193ZM200 202H201V201H199V203H200ZM203 202H204V201H203ZM212 202H211V203H212ZM51 203H52V202H50V204H51ZM169 203H170V202H169ZM175 203H176V202H175ZM183 203H184V202L182 201V204H183ZM197 203H198V202H197ZM166 204H167V203H165V205H166ZM172 204H174V203H172ZM178 204H179V202H178ZM184 204H185V203H184ZM188 204H189V202H188ZM158 205L160 206V204H158ZM175 205H176V204H174V206H175ZM186 205H187V204H186ZM189 205L191 206L192 204H189ZM189 205H187V206H189ZM195 205H196V204H195ZM232 205H233V204H232ZM232 205H231V206H232ZM98 206H99V205H98ZM161 206H162V205H161ZM168 206H169V205H168ZM174 206H173V207H174ZM180 206H181V205H180ZM193 206H194V204H193ZM1 207H2V206H1ZM181 207H182V206H181ZM72 208H73V207H72ZM96 208H97V207H96ZM155 208H156V207H155ZM166 208H167V207H166ZM169 208H171V207H169ZM159 209H160V208H159ZM171 209H172V208H171ZM180 209H181V208H180ZM189 209H190V208H189ZM68 210H71V208L68 209ZM154 210H155V209H154ZM164 210H166V209L164 208ZM177 210H178V209H177ZM181 210L183 211L184 208L181 209ZM174 211H175V210H174ZM174 211H173V212H174ZM178 211H180V210H178ZM182 211H181V212H182ZM150 212H151V210H150ZM163 212H165V211H163ZM166 212H167V211H166ZM168 212H169V211H168ZM171 212H172V210H171ZM185 212H186V211H185ZM241 212H242V211H241ZM43 213H44V212H43ZM48 213H50V212H48ZM48 213H47V214H48ZM69 213H70V212H69ZM71 213H72V212H71ZM74 213H75V212H74ZM159 213H160V212H159ZM179 213H180V212H179ZM164 214H165V213H164ZM164 214H163V215H164ZM174 214L177 215V212H175ZM250 214H251V213H250ZM250 214H249V215H250ZM43 215H45V214H43ZM158 215H159V214H158ZM160 215H161V214H160ZM167 215H168V217H169V214H167ZM239 215H240V213H239ZM243 215H244V212H243ZM45 216H46V215H45ZM67 216H69V215H67ZM164 216H165V215H164ZM170 216H171V214H170ZM253 216H254V215H253ZM245 217H246V216H245ZM67 218H70V217H67ZM256 218H257V217H256ZM258 218H261V216L258 217ZM258 218H257V219H258ZM39 219H40V218H39ZM45 219H46V218H45ZM50 219H51V218L49 217L48 220H50ZM257 219H256V220H257ZM67 220H68V219H67ZM69 220H70V219H69ZM249 220H250V219H249ZM253 220H255V218H253ZM72 221H76V220H72ZM77 221H79V220L77 219ZM77 221H76V222H77ZM50 222H51V220H50ZM66 222H67V221H66ZM68 222H69V221H68ZM240 222H242V221H240ZM246 222H247V221H246ZM236 223H237V220H236ZM58 224H59V223H58ZM63 225H64V224H63ZM232 225H233V224H232ZM238 225H239V224H238ZM229 227H230V226H229ZM231 227H232V226H231ZM260 228H261V227H260ZM237 230H238V228H237ZM238 231H239V230H238ZM247 231H248V230H247ZM72 233H73V231H72ZM253 235H254V234H253ZM255 235H256V234H255ZM208 236H209V235H208ZM254 237H255V236H254ZM235 257H236V256H235ZM213 258H214V257H213ZM151 260H152V259H151ZM144 261H145V260H144Z\"/></svg>",
  "mask_w": 264,
  "mask_h": 264
}]
</instances>
